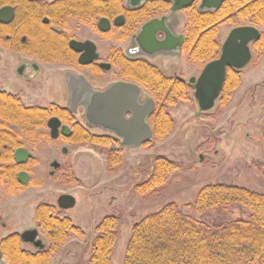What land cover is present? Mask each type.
<instances>
[{"label": "trees", "instance_id": "16d2710c", "mask_svg": "<svg viewBox=\"0 0 264 264\" xmlns=\"http://www.w3.org/2000/svg\"><path fill=\"white\" fill-rule=\"evenodd\" d=\"M201 0L186 9L184 53L192 64L205 66L219 58L222 44L219 39L224 26H243L249 22L264 27V0H228L218 10L200 9ZM172 2L154 0L138 10L126 14L122 40L128 39L135 29L171 8ZM119 13L118 0H110L107 12L102 17L114 18ZM98 14H92V18ZM254 57L264 52V33L253 44ZM111 60L119 68L125 81L141 85L155 99L157 108L151 118L153 136L157 140L168 138L175 129V120L169 112L178 103L192 100L191 89L183 81L164 77L156 68L143 60H128L122 51L114 48ZM241 71L229 69L224 89L218 101L226 105L241 85ZM13 115V121L23 134L31 136L44 126L47 119L57 116L73 124L70 144L89 145L110 150L108 170L117 172L123 165V149L120 143L108 135H95L84 130L73 119L68 110H43L21 108ZM264 125V123H263ZM264 144V131H263ZM148 142L145 146H149ZM178 162L165 155L153 158L152 173L148 179L135 185L138 195H154L170 174L179 170ZM73 176L72 172L67 174ZM249 210L248 219L210 225L185 215L180 205L168 203L160 211L145 216L134 223L129 239L124 264H264V194L252 192L243 187L223 184L202 187L195 202L186 208L192 212L214 211L227 215L236 207ZM61 211L46 203L35 211L39 228L49 239L45 249L30 252L22 249L19 237L4 240L1 247L9 264H51V260L70 237H83V230L74 226L69 217H62ZM120 219L108 216L102 219L96 229V238L91 248L90 264H113V254L118 240Z\"/></svg>", "mask_w": 264, "mask_h": 264}, {"label": "rangeland", "instance_id": "374dc122", "mask_svg": "<svg viewBox=\"0 0 264 264\" xmlns=\"http://www.w3.org/2000/svg\"><path fill=\"white\" fill-rule=\"evenodd\" d=\"M184 15L182 17L185 21ZM243 25L251 24L246 22ZM233 28L235 26L221 28L219 36L221 44ZM260 31L264 33V27H260ZM76 35L81 38L90 37L98 42L103 57H108L107 49L117 44L118 36L113 32L105 39L94 32H88L83 36V34L79 35L78 31ZM252 52L253 61L242 71L241 85L228 104L223 105L217 101L212 111L197 117L199 107L191 90L190 102H180L176 107L169 109L175 120V129L171 135L163 140H157L153 136L149 146L123 149V165L115 173L108 170L110 150L89 145H72L63 139L56 142L59 146L57 160L62 164L61 170L57 173V181H52L49 176L50 168L46 162L35 178V182L41 184L42 189L28 188L25 198H21L18 204L11 205L5 210L2 209L4 199L1 198L0 215L3 216L8 228L3 227L0 218V239L5 236L9 225L13 223V218L8 220L6 214H14V220L19 216V225L23 229H38L34 221L36 207L40 203L57 205V198L61 195H73L76 198V206L67 212H61L60 215L69 217L74 226L83 230L85 235L83 237L72 235L66 245L53 256L51 264H90L91 248L97 235L96 229L102 219L108 216L120 219L113 264H124L134 223L160 211L170 202L180 205L185 215H192L210 225L240 218L248 219L249 210L241 206L227 215H217L214 211L192 212L186 208V205L195 202L199 190L208 185L237 186L264 194L262 138L264 52L260 58L254 57L253 47ZM166 63L161 62L163 66L161 67L163 70L166 69L168 75L179 68L178 61L173 64ZM203 68L202 65L190 63L186 56V67L182 68V77L187 81L193 77L198 78ZM111 74L119 77L116 68ZM111 74L90 79L96 89H104L115 78ZM64 80V72H61L59 92L63 99L62 105L67 106L68 93ZM144 95L150 97L147 90L143 97ZM48 97L50 96H43L46 99L43 100V104L49 100ZM92 132L96 135L103 134L98 129ZM64 148H67V154H64ZM156 155L167 156L178 162L180 168L169 175L166 183L156 194L138 195L134 187L145 182L151 175L153 158ZM44 158V161L49 160L46 155ZM68 169H71L73 176L67 175ZM17 217L16 219L19 218ZM40 234V238L48 246V237L42 231ZM24 248L32 252L36 251L30 244L24 245ZM0 264L8 263L2 260Z\"/></svg>", "mask_w": 264, "mask_h": 264}, {"label": "flooded vegetation", "instance_id": "af4514ba", "mask_svg": "<svg viewBox=\"0 0 264 264\" xmlns=\"http://www.w3.org/2000/svg\"><path fill=\"white\" fill-rule=\"evenodd\" d=\"M109 1L0 0V204L2 202L1 198H3V210L11 205L18 204L21 198H25L28 188L42 189L41 184L35 182V178L42 171L44 163L47 162L48 168H50L49 176L52 181H57V173L61 170L62 164L57 160L59 146L56 142L63 139L69 143L68 139L71 138L74 131L73 124L57 116H52L47 119L44 126L39 127L33 135L28 136L22 133L19 126L13 121L14 116L10 115L9 112L18 111L21 108L49 109L51 111L65 109L70 112L73 119L84 130L92 134L94 129L101 130L103 133L101 135L115 138L120 143V147L125 149L122 146V140L100 127H95L85 119L87 103L84 100L90 97V93L84 91V85L80 79L89 82L92 90L97 92L105 91L112 84L119 81L131 82L121 78L119 68L111 60L112 50L118 48L126 59L146 61L164 77L176 78L179 81L185 80L183 82L189 86V80L187 81L181 74L182 68L186 67V54L183 50L186 25V15L184 14H186V9L172 12V3L168 11L149 20L166 18V30L170 35L169 39L174 44L162 50L158 47H141L134 39L140 33L143 25L149 21L139 25L128 39L122 40L121 31L126 22V14L138 10L147 2L154 0H148L138 7L134 6L131 0L126 2L118 0L119 13L114 18L102 17L107 12ZM92 14L98 15L92 18ZM182 15H184L185 21ZM102 19L111 22L109 29L103 30L104 27H100L99 23ZM76 31L79 32V35L83 34V36L88 32H94L105 39L115 32L118 35L117 44L107 49L109 51L108 57H103L98 42L90 37L81 38L76 35ZM182 36L184 40H182ZM156 38L158 42H163L167 38V33L158 32ZM73 43L83 45L93 43L96 46V51L91 53L90 49L76 48ZM148 48L151 51H148ZM92 55H96V57L92 59ZM177 61L179 62V68L173 70L171 75L166 73V67L165 70L162 69L161 62L173 64ZM114 68L118 70V78L111 74ZM61 72H64V81L68 93L67 106L62 105L63 99L59 92ZM108 74L115 77L113 82L104 89H96L90 78H101ZM72 87L75 88V93ZM45 95L50 97L43 104V100H46L43 98ZM74 95L80 96V103L76 105L73 101ZM149 99L155 101L151 94L150 97H142L140 101L145 103ZM73 108H76V110L73 111ZM156 108L155 101V110L148 119L150 125ZM53 118L59 119L62 122V127L67 126L70 129L68 135H66L67 132L64 134L60 128L57 136H52L49 122ZM127 118H131V115H127ZM67 153V148H64V154ZM44 155L49 158L48 161H44ZM66 172L68 174L71 169ZM59 198L60 196L57 198V205L46 204L56 207L61 212H67L58 207ZM41 204L43 203L39 205ZM13 215L6 214L8 220L13 218V223L9 225V230H7L5 236L0 239V262L5 260L8 264L9 262L5 258L1 247L4 240L19 237L22 249L26 250L24 245L30 244L35 250H39L32 243L25 242L23 234L27 231H37L40 238V231H42L38 224V229L26 230L23 227L21 228L19 225L20 217L16 216L18 219L15 217L14 220ZM0 218L3 227L8 228L3 216L0 215ZM34 221L36 222L35 213ZM14 224H16V227H14Z\"/></svg>", "mask_w": 264, "mask_h": 264}, {"label": "water", "instance_id": "95a60500", "mask_svg": "<svg viewBox=\"0 0 264 264\" xmlns=\"http://www.w3.org/2000/svg\"><path fill=\"white\" fill-rule=\"evenodd\" d=\"M146 1L148 0H131L132 4L137 7ZM167 1L173 3L172 12L183 11L195 2V0ZM226 1L228 0H201L200 9L202 11L218 10ZM165 20L166 18L153 19L144 24L140 33L135 36V41L141 47H158L162 50L169 48L174 43L169 39L170 35L166 30ZM99 24L100 27H104L103 30L111 27V22L107 19H102ZM162 31L167 33V38L163 42H158L156 35ZM261 37L262 32L253 25L233 28L222 44L219 58L206 64L198 78L193 77L188 81L199 107V111L196 113L197 117L215 108L224 89L229 69L243 71L251 64L253 61L252 45ZM182 40H184L183 36ZM73 46L90 49L91 53L96 51V46L93 43L85 45L73 43ZM148 51L151 50L148 48ZM95 57L96 55H92V59ZM80 81L84 85V91L90 93V97L84 100L87 103L85 119L89 123L118 137L119 140H122L124 148L142 147L151 141L153 128L148 119L155 110V101L149 99L147 102L141 103L144 89L140 85L119 81L105 91L97 92L92 90L91 84L85 79H80ZM74 89L72 87L75 93ZM79 100L80 96L74 95L75 105L80 103ZM75 110L76 108H73V111ZM129 114L131 118H127ZM49 128L53 137L57 136L60 128L64 134L67 132L66 135L70 132L67 126L62 127V122L57 118L50 120ZM76 204L77 200L72 195H61L58 200V207L64 211L73 209ZM23 239L25 242L32 243L37 249L46 248L37 231H27L23 234Z\"/></svg>", "mask_w": 264, "mask_h": 264}, {"label": "crops", "instance_id": "0c3cea01", "mask_svg": "<svg viewBox=\"0 0 264 264\" xmlns=\"http://www.w3.org/2000/svg\"><path fill=\"white\" fill-rule=\"evenodd\" d=\"M128 149H130V148H128ZM86 153H89V152H86ZM69 240H70V239H69ZM69 240H68V241H69ZM68 241H67V242H68ZM64 245H66V243H65ZM64 245H63V246H64ZM63 246H62V247H63ZM62 247H61V249H62Z\"/></svg>", "mask_w": 264, "mask_h": 264}]
</instances>
